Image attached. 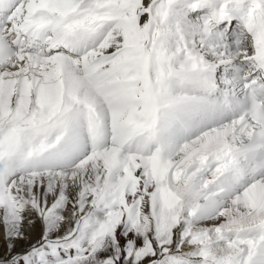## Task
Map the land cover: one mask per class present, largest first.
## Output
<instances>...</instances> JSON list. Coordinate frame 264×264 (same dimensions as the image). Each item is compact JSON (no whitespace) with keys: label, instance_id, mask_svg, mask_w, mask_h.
<instances>
[{"label":"snow or ice","instance_id":"6c2138e0","mask_svg":"<svg viewBox=\"0 0 264 264\" xmlns=\"http://www.w3.org/2000/svg\"><path fill=\"white\" fill-rule=\"evenodd\" d=\"M0 264H264V0H0Z\"/></svg>","mask_w":264,"mask_h":264}]
</instances>
